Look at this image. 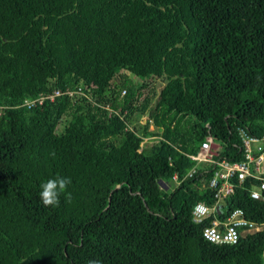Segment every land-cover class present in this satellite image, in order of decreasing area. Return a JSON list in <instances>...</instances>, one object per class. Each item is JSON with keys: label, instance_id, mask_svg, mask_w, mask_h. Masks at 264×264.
<instances>
[{"label": "trees", "instance_id": "1", "mask_svg": "<svg viewBox=\"0 0 264 264\" xmlns=\"http://www.w3.org/2000/svg\"><path fill=\"white\" fill-rule=\"evenodd\" d=\"M240 128L264 135V0H0V264H264V228L202 235L264 222L257 179L192 219L216 198L190 155L242 160ZM56 176L72 199L45 207Z\"/></svg>", "mask_w": 264, "mask_h": 264}, {"label": "built area", "instance_id": "2", "mask_svg": "<svg viewBox=\"0 0 264 264\" xmlns=\"http://www.w3.org/2000/svg\"><path fill=\"white\" fill-rule=\"evenodd\" d=\"M66 92L72 94L70 90ZM61 93L60 90H54L48 95L26 99L24 104L27 107H31L41 104L45 98L53 99ZM122 93H124V90ZM239 137L243 144L244 158L242 160L229 161L226 158H217L215 146L209 136L201 143L198 152L190 155L197 163L207 162L213 164V175L209 179V185L215 190L214 196L216 198V203L213 206H209L202 201L193 205L191 213L195 222L200 223L210 216L218 208V203L221 199L234 191L233 182L230 180L232 177H236L239 181L248 176L257 179L259 182L250 191V195L255 199L264 197V135L255 136L250 134L245 128H240ZM194 172L195 168H192L187 172V175L191 176ZM172 178L175 182H178L176 173ZM262 228H264V222L254 223L246 219L241 208H235L225 218L213 219L209 225L203 228L202 235L206 240L213 243L233 244L230 238H234L236 243L243 233Z\"/></svg>", "mask_w": 264, "mask_h": 264}, {"label": "clouds", "instance_id": "3", "mask_svg": "<svg viewBox=\"0 0 264 264\" xmlns=\"http://www.w3.org/2000/svg\"><path fill=\"white\" fill-rule=\"evenodd\" d=\"M54 156L55 153H52ZM71 184L69 177L56 176L40 184L39 198L45 207L58 206L60 203V196L63 194L65 199L70 201L72 199L71 193L67 192V187ZM235 243L234 238H230ZM88 264H100L99 260H89Z\"/></svg>", "mask_w": 264, "mask_h": 264}, {"label": "rangeland", "instance_id": "4", "mask_svg": "<svg viewBox=\"0 0 264 264\" xmlns=\"http://www.w3.org/2000/svg\"><path fill=\"white\" fill-rule=\"evenodd\" d=\"M162 85V83L161 84H158V86L160 87ZM141 121L142 122H144L145 120H146V116H141ZM149 129H153V126L151 125V126H149ZM145 141H146V143H149V142H151L152 141V138H147V139H145Z\"/></svg>", "mask_w": 264, "mask_h": 264}, {"label": "crops", "instance_id": "5", "mask_svg": "<svg viewBox=\"0 0 264 264\" xmlns=\"http://www.w3.org/2000/svg\"><path fill=\"white\" fill-rule=\"evenodd\" d=\"M149 138H151V137H149Z\"/></svg>", "mask_w": 264, "mask_h": 264}]
</instances>
